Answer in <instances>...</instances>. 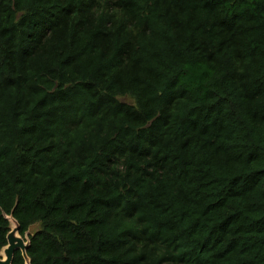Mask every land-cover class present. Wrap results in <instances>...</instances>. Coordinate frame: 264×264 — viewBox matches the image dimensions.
Here are the masks:
<instances>
[{"label":"trees","instance_id":"trees-1","mask_svg":"<svg viewBox=\"0 0 264 264\" xmlns=\"http://www.w3.org/2000/svg\"><path fill=\"white\" fill-rule=\"evenodd\" d=\"M10 214L12 264H264V0H0Z\"/></svg>","mask_w":264,"mask_h":264},{"label":"water","instance_id":"water-1","mask_svg":"<svg viewBox=\"0 0 264 264\" xmlns=\"http://www.w3.org/2000/svg\"><path fill=\"white\" fill-rule=\"evenodd\" d=\"M8 219L11 221V218H13L16 222L15 227H12L11 223V230L8 233V243L4 246V248L0 252V264H12V261L14 259V255L16 250L20 249L23 251L25 257H27L26 249L29 245V237L25 239L21 234L19 233V225L17 220L14 218L12 214L7 215ZM18 233V234H17ZM28 263L30 259L27 257Z\"/></svg>","mask_w":264,"mask_h":264},{"label":"rangeland","instance_id":"rangeland-1","mask_svg":"<svg viewBox=\"0 0 264 264\" xmlns=\"http://www.w3.org/2000/svg\"><path fill=\"white\" fill-rule=\"evenodd\" d=\"M121 99L124 100V101H127V102H133V100H132V98L130 96H124ZM38 227H39V223H35V224L31 225V227L29 229V232L25 236V239H27L29 237V235H28L29 233L34 232Z\"/></svg>","mask_w":264,"mask_h":264},{"label":"bare ground","instance_id":"bare-ground-1","mask_svg":"<svg viewBox=\"0 0 264 264\" xmlns=\"http://www.w3.org/2000/svg\"><path fill=\"white\" fill-rule=\"evenodd\" d=\"M11 223H12V227L14 228L15 227V224H16V222H15V220L13 219V218H11ZM18 234V233H17Z\"/></svg>","mask_w":264,"mask_h":264}]
</instances>
